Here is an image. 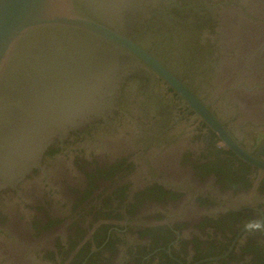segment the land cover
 Listing matches in <instances>:
<instances>
[{"label": "flooded vegetation", "instance_id": "1", "mask_svg": "<svg viewBox=\"0 0 264 264\" xmlns=\"http://www.w3.org/2000/svg\"><path fill=\"white\" fill-rule=\"evenodd\" d=\"M136 91L46 150L60 173L26 177L45 181L43 194L21 186L20 205L18 190H0V264H264V97L220 95L207 107L214 126L171 88L172 102L150 105L161 119L140 114Z\"/></svg>", "mask_w": 264, "mask_h": 264}, {"label": "water", "instance_id": "2", "mask_svg": "<svg viewBox=\"0 0 264 264\" xmlns=\"http://www.w3.org/2000/svg\"><path fill=\"white\" fill-rule=\"evenodd\" d=\"M246 4L264 8V0H0V190L32 185L38 195L27 174L38 167L52 183L60 172L43 163L46 150L106 121L122 88L137 89L140 114L160 119L150 105L172 102L171 88L214 126L207 107L220 95L264 97V15L243 14ZM222 72L230 76L221 86ZM73 152L61 155L68 167Z\"/></svg>", "mask_w": 264, "mask_h": 264}, {"label": "rangeland", "instance_id": "3", "mask_svg": "<svg viewBox=\"0 0 264 264\" xmlns=\"http://www.w3.org/2000/svg\"><path fill=\"white\" fill-rule=\"evenodd\" d=\"M121 145H122V144H117V148H119ZM110 146H111V149H112V143H111V142H110V144H109V147H110ZM117 148H114L113 150L116 151ZM113 150H112V151H113ZM108 151H109V150H106L105 152H106V153H109ZM73 166H74V164H73ZM77 178H78V177H77ZM38 184H39V186H40V188H39V193H40V194H43V188H44L45 184H44V183H38ZM33 208H35V209L37 210V212H41V211L38 210V207H37V206H36V207H33Z\"/></svg>", "mask_w": 264, "mask_h": 264}]
</instances>
